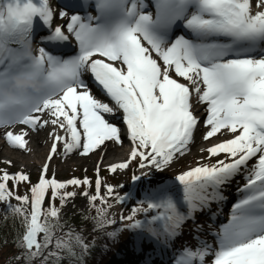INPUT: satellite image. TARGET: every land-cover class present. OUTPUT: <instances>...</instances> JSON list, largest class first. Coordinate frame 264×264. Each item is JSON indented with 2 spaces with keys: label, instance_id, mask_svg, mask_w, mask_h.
<instances>
[{
  "label": "snow or ice",
  "instance_id": "1",
  "mask_svg": "<svg viewBox=\"0 0 264 264\" xmlns=\"http://www.w3.org/2000/svg\"><path fill=\"white\" fill-rule=\"evenodd\" d=\"M56 19L63 23L53 27ZM34 36L41 44L36 55ZM72 41L71 53L57 54ZM201 126L208 146L195 166L157 180L191 152ZM41 130L51 148L35 183L23 171L9 172L11 160L0 168L5 220L23 228L8 264H87L96 237L65 230L62 214L78 195L67 189L93 181L62 182L48 173L57 155L97 152L95 194L79 192L96 213L84 217L94 233L112 243L132 233V249L141 254L145 244L174 249L172 264H264V0H63L59 8L51 0H3L0 137L26 150ZM126 139V159L107 170L135 164L133 184L151 186L117 219L109 200L122 205L136 195H120L116 188L125 186L104 184L99 174L109 144L122 147ZM233 183L239 198L228 221L205 231L196 216L211 219L212 204L222 203ZM22 185L27 194H19ZM189 223L196 243L175 248ZM100 247L110 250L108 243Z\"/></svg>",
  "mask_w": 264,
  "mask_h": 264
},
{
  "label": "rangeland",
  "instance_id": "2",
  "mask_svg": "<svg viewBox=\"0 0 264 264\" xmlns=\"http://www.w3.org/2000/svg\"><path fill=\"white\" fill-rule=\"evenodd\" d=\"M3 0H0V3H2ZM204 115V114H203ZM205 129L203 126H201L200 132L196 134L197 138V144L194 148H191V152L187 154L185 157H183L181 160H179L177 163H174L171 168L167 169L164 173H159L156 175V179H160L161 177H170L173 178L180 172L184 171L187 169L188 166H195V160L201 155L200 149L202 147H207L208 145L203 142L200 137L202 136L203 132ZM130 144V142L127 140V146ZM62 152V149H61ZM101 153V152H99ZM206 155V153H204ZM43 158V157H42ZM47 158V157H46ZM66 157L65 156H56L55 159L51 162L50 170L48 175L51 176L55 174L56 178L59 181H66L70 177H75V175L81 173L83 176L87 175L90 172L95 173L94 176V181L97 178V174L95 171L96 164L93 163L92 158H88V160H68L67 164H62V160H64ZM69 159V157H67ZM34 160V159H33ZM5 160L0 159V168L2 167H7L3 162ZM37 161V160H36ZM41 161L38 160L37 162ZM84 162V163H82ZM43 163V162H42ZM66 163V162H63ZM44 164V163H43ZM41 164L40 166H35V167H30L26 168L23 167L20 163L17 164H12L11 167H8L7 170L9 172H17V171H23L31 176L32 181L35 183L37 180V177L40 172V168L43 165ZM108 163L102 164L101 163V171H100V178L104 184H110L113 186H119V185H124L125 187L119 188L117 187L116 190L120 195H124L126 192H134L136 186H138V183L133 184L131 180V176L133 172H136V174H139V172L136 169V165L133 164L131 169L125 172H117L115 174L110 173L108 169ZM85 169L87 171H85ZM89 178L90 176L87 175ZM239 183H243V181H238ZM84 190V189H83ZM82 189H73L71 191H76L78 195L75 197L73 201H70L68 206L65 208V211L68 213H77V212H85L88 208V202L86 199L79 195V192L83 191ZM69 191V190H68ZM105 192L104 187L102 186L101 188V194ZM24 194H27V192H24ZM21 194V195H24ZM91 195V194H90ZM225 200L220 203L219 205L217 204H212V210H214L215 215H213L211 219L212 221V229L210 231H216L220 225L226 223L228 221V217H230V212H231V206L232 204L239 198V194L236 191V183H233V185L228 188L225 191ZM112 201V204L114 207L110 210V215H114L117 219H119V215L122 214L121 211L123 210L124 207L129 205L133 200H128L124 204H116L115 200H109ZM2 204H0L1 207ZM126 211V210H125ZM200 223H206L207 220H209V216L206 214H202L201 218L199 219ZM190 231L186 232V236H191L189 234ZM189 240L190 238L192 239L193 237H188ZM202 239H207L211 242L212 237L211 236H206ZM187 240V238H186ZM189 240H187L189 242ZM175 244V248H178ZM174 254V249L167 250V251H153L149 254H144V253H129V254H117L114 256H111L108 258L103 264H145L146 261H151L152 264H172V258Z\"/></svg>",
  "mask_w": 264,
  "mask_h": 264
},
{
  "label": "trees",
  "instance_id": "3",
  "mask_svg": "<svg viewBox=\"0 0 264 264\" xmlns=\"http://www.w3.org/2000/svg\"><path fill=\"white\" fill-rule=\"evenodd\" d=\"M87 175H89L90 179L93 181V187L87 188L84 190H87L89 194L92 195V194H95V190H94L95 173L90 172ZM87 175L83 176L81 173H79L75 175V177L83 179ZM72 178L73 177H70L69 179H72ZM153 183H155V181H153ZM150 186L151 185L147 182V180H142L138 182V186H136V189H135L136 199H133V201L129 205L124 207L121 213L125 216L128 215L130 213L131 208L135 206L136 201L139 199H143L145 190L148 189ZM73 189H75V187H69L67 190L71 191ZM24 192H27V187L22 185L19 188V194H24ZM12 203L15 204L16 201L13 200ZM96 203L99 205V201H97ZM109 203H112V201H109ZM56 204L57 206H59L58 200L56 201ZM212 212L215 215L214 210H212ZM5 214H6L5 206L1 205L0 207V264H8V262L11 260L13 254L16 253L17 251L14 240L19 233L23 232V228L19 225V223H14L12 218H8L7 220H5ZM85 215L95 216L96 213L94 210H90V208H88L85 212H77L74 214V213L66 212L64 208L63 214H62V223L65 224V230H67V228L69 227L77 229V230L82 229L84 230L85 236H88L89 238H91L92 236L96 237L97 250L93 253L91 258L88 259L87 264H103L108 258H110L111 256H114V254L117 255V254L139 253V252H134L132 249V244H131V240L133 237L132 233L124 232L123 234L120 235L118 243H112L111 241L106 240L103 233L101 232L94 233L92 231V222L90 219H85L84 218ZM201 216L202 214H198L196 216L197 222L203 226L205 231H210V229H212L213 219L207 220L206 223H200L199 219L201 218ZM138 218H143V217H138ZM191 228H192L191 223L185 226L183 236L179 240L176 241L177 246L180 247L183 242L189 240L188 237H193L192 235L185 237L186 232H188ZM106 231H112V229L107 228ZM204 237L206 236H203L201 238H204ZM105 243H108L109 249H110L107 252H104L100 247L101 245ZM188 243L195 244L196 241L193 238L192 239L190 238ZM144 247H145V251L143 252L144 254H149L154 251L153 245L145 244ZM64 264H67V261H65Z\"/></svg>",
  "mask_w": 264,
  "mask_h": 264
},
{
  "label": "bare ground",
  "instance_id": "4",
  "mask_svg": "<svg viewBox=\"0 0 264 264\" xmlns=\"http://www.w3.org/2000/svg\"><path fill=\"white\" fill-rule=\"evenodd\" d=\"M57 0H51L52 3V7L53 8H57L55 6V2ZM63 21L56 19L54 21L53 27H55L56 25L62 24ZM46 31V28H43L41 31H39L40 35H43V33ZM35 39H39L38 37L34 36L33 42L35 41ZM32 42V52L33 55H35V44L33 45ZM13 47H16V45H12ZM197 114L198 115H203V106H200L197 109ZM16 131H19V128L16 129ZM29 139V143L26 147V150H18V149H14L12 147H10L9 145L6 144L5 140L3 137H0V159L2 160H11L12 164H17L20 163L23 167H28V168H32L35 166H40L41 164L46 162V157L50 151L51 148V139L48 137V131L47 130H41L38 134H32ZM196 142H197V138H196ZM195 143L192 146V149L196 147ZM131 145L129 144V146H127V139L123 141V146H115L113 144H109L108 149L106 151V153H103V161L102 164H111L114 162H119L122 161L124 159H126L127 154L130 150ZM102 155V153L97 152L96 154H92L89 155L88 157H82L78 154H73L68 156L69 159H67V157L62 160V164H67L68 160H88V158H92L94 160L93 163L97 164L98 158ZM58 156H62L58 155ZM43 157V158H42ZM41 161L37 162L38 160ZM34 159V160H33ZM37 160V161H36ZM43 162V163H42ZM66 162V163H63ZM84 163V162H82Z\"/></svg>",
  "mask_w": 264,
  "mask_h": 264
},
{
  "label": "clouds",
  "instance_id": "5",
  "mask_svg": "<svg viewBox=\"0 0 264 264\" xmlns=\"http://www.w3.org/2000/svg\"><path fill=\"white\" fill-rule=\"evenodd\" d=\"M17 84L19 86H30V87H35V85L31 82V81H28V80H21V79H18L17 80Z\"/></svg>",
  "mask_w": 264,
  "mask_h": 264
}]
</instances>
